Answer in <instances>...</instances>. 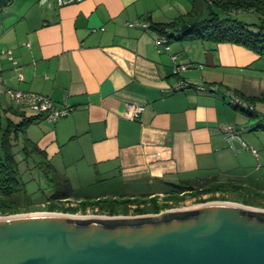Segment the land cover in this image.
Returning a JSON list of instances; mask_svg holds the SVG:
<instances>
[{"label": "crops", "instance_id": "obj_1", "mask_svg": "<svg viewBox=\"0 0 264 264\" xmlns=\"http://www.w3.org/2000/svg\"><path fill=\"white\" fill-rule=\"evenodd\" d=\"M206 4L83 0L58 8L55 0H15L0 12L1 110L9 88L72 108L57 122L40 117L28 126L19 134L23 147L26 141L30 154L36 155L32 148L44 152L67 180L101 185L115 198L162 200L174 185L213 177L245 183L261 155L250 151L253 136L240 130L241 141L233 140L231 149L223 127L242 122L230 94L264 99V57L230 43L172 39L167 52L155 44L167 36L159 26L193 11L202 14ZM133 22L149 28L131 27ZM172 55L189 66L177 76ZM182 81L214 91L178 90ZM6 99L4 125L3 116L13 123L27 117ZM132 105L143 107L135 120Z\"/></svg>", "mask_w": 264, "mask_h": 264}, {"label": "water", "instance_id": "obj_2", "mask_svg": "<svg viewBox=\"0 0 264 264\" xmlns=\"http://www.w3.org/2000/svg\"><path fill=\"white\" fill-rule=\"evenodd\" d=\"M0 264H264V209L210 202L136 217L0 216Z\"/></svg>", "mask_w": 264, "mask_h": 264}, {"label": "trees", "instance_id": "obj_3", "mask_svg": "<svg viewBox=\"0 0 264 264\" xmlns=\"http://www.w3.org/2000/svg\"><path fill=\"white\" fill-rule=\"evenodd\" d=\"M15 0H0V12L10 6ZM206 11L202 14L196 11L191 12L186 16H181L175 21L166 24L165 27L159 26L161 33L167 35L168 40L177 39L179 41H207L213 43H230L243 46L260 57H264V25L257 26L258 31L252 27L255 25L245 24L241 21L233 19L230 15L239 11H255L264 16V1L260 0H206ZM220 10L224 13L223 18L217 13ZM206 12V13H205ZM205 15V16H204ZM256 26V25H255ZM239 96V95H238ZM248 103H254L255 98L245 99L239 96ZM236 110H240L247 114L250 118H255L257 115L254 110L249 111L235 106ZM8 110L0 108V216L17 215L27 212L39 211L34 206L43 204L46 212H55L57 205L54 202H62L71 200L74 196L73 189L70 187L69 181L60 179L52 165L49 163L44 152L37 148H32L31 153H34L39 158V166L45 168L48 174L54 176V180L58 183L66 184L64 189L56 191L50 198L44 201L33 203L26 196L24 203L26 207L20 208L16 200V195L23 192V184L19 178L18 162L15 159L14 148L17 145L19 134L24 130L37 123L40 120L39 116L22 117L20 122H7L6 126L2 123L1 113ZM10 112V109H9ZM264 124V123H262ZM5 126V127H4ZM264 130V127L257 126ZM22 152L25 156H29V144H24ZM248 187L237 181L222 182L217 177L206 180H201L194 183L182 182L179 185H174L173 189L166 192L165 202L163 205L158 204V197L142 196L129 199H98L97 201H83L80 204V209L85 211L89 207H95L100 214L108 216H127L131 212V208L137 215L159 214L164 209H171L173 205H178L186 199V196L198 197L202 195H214L220 193L222 195L228 193L242 192ZM255 195L252 199L242 201L245 205L264 208V201H257ZM215 200V199H213ZM225 200V199H221ZM73 211L72 208H64L60 212Z\"/></svg>", "mask_w": 264, "mask_h": 264}, {"label": "rangeland", "instance_id": "obj_4", "mask_svg": "<svg viewBox=\"0 0 264 264\" xmlns=\"http://www.w3.org/2000/svg\"><path fill=\"white\" fill-rule=\"evenodd\" d=\"M203 4L201 3V7ZM206 11V8L204 9ZM217 13L223 18L224 13L220 10H216ZM206 13V12H205ZM205 16V15H204ZM233 19H236L238 21H241L245 24H252L254 25L252 28L255 29V31H258L257 26L264 25V16L255 11H239L234 12L230 15ZM264 33V29H263ZM2 105H5V110L9 111L10 103L4 98L1 102ZM254 109H257L258 117L256 118H250L247 114L243 113L240 110H237V113L240 117V120L242 122H239L237 124V128L241 131V133L245 136H253V140L255 142V146H252L251 144H248V146L251 149H254L258 155H261V159L254 160L253 168L250 169L246 174H248V179L245 183H243L244 186L248 187V189L243 190L242 192H236V193H228L225 195H222L220 193L214 194V195H202V196H186V199L181 201L178 205H173V208L171 209H164L161 212H164L166 210H174V209H185V208H191L195 207L200 204L204 203H210V202H226V203H234V204H240L245 205L242 201L246 199H252L255 195L257 201H264V130L261 128H256L257 126L264 127V124H262V119L264 118V99H258L254 103H251ZM256 105V108H255ZM3 109V108H2ZM35 115L34 112L28 111L26 116H33ZM4 123L6 118L3 116ZM18 119H20L18 117ZM17 119V121H19ZM7 121V120H6ZM7 122L5 123L6 126ZM4 126V127H5ZM257 134V135H256ZM21 136L19 137L18 141L16 142L17 145L14 148L15 153V159L18 162V173L19 178L23 184V192L18 193L16 196V200L20 205V208L24 209L26 207V203H24V200L26 196L29 198L30 201L33 203L41 202L46 200L47 198H50L56 191H59L61 189H64L66 187V184L58 183L56 180H54V176L52 174H48L45 170V168H41L39 166V158L37 155L30 154L29 156H25L22 152V140ZM258 138L259 141L256 140ZM257 141V142H256ZM20 149V150H19ZM58 174V173H57ZM60 179L67 180L63 175L58 174ZM69 181V180H68ZM227 182V181H226ZM70 187L73 189L74 196L71 200L68 201H62V202H54L55 205H57V209L55 212H46V211H40L45 209V205L39 204L37 206H34L35 209H38L39 211L35 212H27V213H21V214H30V213H61V214H68L73 216H108L107 214H100V212H97L98 210L95 207H89L85 211H82L80 209V204L83 201L89 200V201H97L98 199H129L127 196H120L116 197L113 195L114 192L110 189H106L102 187L101 185L96 186H82V184L75 183L69 181ZM112 193V194H109ZM253 196V197H252ZM138 197V196H137ZM136 198V197H134ZM225 200H221V199ZM215 199V200H213ZM165 202V199L160 200V202H157L160 205H163ZM250 206V205H245ZM254 208L264 209L261 207H255L250 206ZM64 208H72L73 211H67V212H60ZM46 210V209H45ZM131 212L127 215L128 217H136L140 216L135 213L134 208L130 209ZM146 215V214H145Z\"/></svg>", "mask_w": 264, "mask_h": 264}, {"label": "built area", "instance_id": "obj_5", "mask_svg": "<svg viewBox=\"0 0 264 264\" xmlns=\"http://www.w3.org/2000/svg\"><path fill=\"white\" fill-rule=\"evenodd\" d=\"M43 1L45 3L48 2L49 0H43ZM82 1L83 0H55V3L58 8H61ZM129 25L131 27L141 26L145 29L149 28L148 24L139 23V22H133ZM155 44L157 46H163L166 52L170 51L169 40L168 37L165 35L157 37L155 39ZM7 54L11 56V51H8ZM10 59L12 60V58ZM171 60L174 63L173 74L176 76L182 73L183 71H186L189 68L188 65L177 64L176 55H172ZM19 79L22 80V77L20 76ZM1 82H2V78L0 73V84ZM191 88H194L199 92H205V91L207 92L209 89L212 92L214 91L213 88H206L205 86H200L197 83L187 82V81L180 82L177 87L178 90H187ZM6 97L10 100V102L13 104L14 107L18 108L19 110H23L24 113L28 111H32L35 113V116L43 117L44 120L51 123L57 122L58 120L68 116L72 112V108L67 104H62L58 106L49 97L39 93L25 92L18 89L9 88L6 90ZM229 103L233 106H237L239 108H243L249 111L254 110L253 106L250 103L246 102L244 99L237 96L236 94L229 95ZM129 108H130V117L133 120L138 118V116L143 111L142 106L132 105ZM262 122L264 123V118L262 119ZM223 134L231 149L233 148L232 145L233 140L238 139L241 141V137L239 136V129L236 127L233 126L223 127ZM242 144L245 149L250 150V148L247 146L245 142L242 141ZM250 151L255 156H258V153L254 149Z\"/></svg>", "mask_w": 264, "mask_h": 264}]
</instances>
